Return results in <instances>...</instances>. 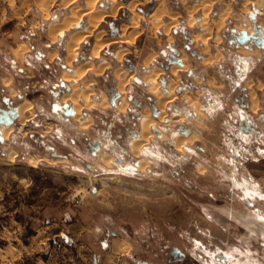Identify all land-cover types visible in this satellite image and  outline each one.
Returning <instances> with one entry per match:
<instances>
[{
  "label": "rangeland",
  "instance_id": "obj_1",
  "mask_svg": "<svg viewBox=\"0 0 264 264\" xmlns=\"http://www.w3.org/2000/svg\"><path fill=\"white\" fill-rule=\"evenodd\" d=\"M80 7L86 0H0V108L4 98L13 108L31 104L27 119L0 142V264H83L82 245L100 256L113 248L104 246L124 240L133 244L125 250L133 264H264V0H97L95 11L110 14L69 64V38L86 29L88 15L56 37L51 29ZM243 32L251 40L241 42ZM197 35L206 41H194ZM100 36L107 42L94 59ZM17 46L27 47L19 62ZM90 61L104 70L64 79ZM156 72L165 96L176 86L159 120L151 112L158 97L150 81L142 82ZM122 79L125 96L118 91ZM74 85L89 95L79 99V120L73 103L61 104ZM124 99L127 107L119 110ZM132 100L158 128H150L151 156L126 155L133 138L125 133L141 130L129 111ZM196 103L203 117L191 110ZM190 133L196 139L178 148L176 139ZM93 141L106 143L100 156L108 155V164L86 150ZM109 146L124 165L109 156ZM141 159L143 169L136 167Z\"/></svg>",
  "mask_w": 264,
  "mask_h": 264
},
{
  "label": "bare ground",
  "instance_id": "obj_2",
  "mask_svg": "<svg viewBox=\"0 0 264 264\" xmlns=\"http://www.w3.org/2000/svg\"><path fill=\"white\" fill-rule=\"evenodd\" d=\"M97 0H86V7L85 8H77V9H74L72 10V14H71V17H68V18H65V20L63 21V23L61 25H57V26H54L51 30V34L53 37H56L58 35L59 32L61 31H67L71 25L77 23L80 18L84 15H88L89 17V22H88V26L86 27L85 30H80V31H77L75 33L72 34V36L69 38V42H68V45H67V49H68V59L67 61L69 62V64H71V61H72V58L74 57V54H75V51L77 49V47L79 46L80 42H82L87 36H90L92 35L93 31L96 29V27L98 26V24L100 23L101 19L104 17V16H107L108 14H115L116 13V10H117V6L116 8H114L113 11H111L110 13H107L106 11H101V10H98V11H95V3H96ZM112 1H117V0H112ZM255 3L257 5H261L262 4V0H255ZM161 6L163 7V3H161ZM160 10V9H159ZM194 8H190L188 10V13H192L194 12ZM210 10V6H208L207 8H205V18H204V27H207L209 28L210 27V24L208 22V12ZM167 11L166 10H160L159 11V14H164L166 13ZM157 13H154L153 14V17H157ZM47 17V16H46ZM191 24L193 23V20H191L190 22ZM159 24H162V22H160ZM158 24V25H159ZM193 25V24H192ZM157 26V25H156ZM203 26V25H202ZM126 29V28H125ZM136 33V32H135ZM125 35V34H124ZM133 35V34H132ZM130 37V35H129ZM99 39L96 41L95 45L93 46V52H92V57L95 59V58H99V55H100V51L101 49L104 47L105 42L104 40H102L101 36L98 37ZM204 39V37L200 36V35H197V36H193V40H197V39ZM107 40V39H106ZM131 40L130 38H127L124 36L123 40L122 41H125L127 43H131ZM204 41H206V39H204ZM208 47V46H206ZM27 50V47H22V46H19L17 48H15L13 50V54L21 59V51L22 50ZM208 50V49H207ZM205 51V49H204ZM243 53H245L244 50H242ZM20 53V54H19ZM247 54V53H245ZM22 60V59H21ZM208 62V61H206ZM211 62V59L210 61ZM148 63V62H147ZM101 66V65H100ZM87 70H93V72L95 73H101L103 70H104V66L102 67H99V68H96L94 69V64L93 62H88L86 65H83V66H80L78 67L76 73L74 75L70 74V73H64L63 77L65 80H71V78L73 77H77L78 79L79 78H82L83 75L85 74V72ZM180 70V67L179 66H174L172 69H171V72L176 75L177 72ZM157 73V72H156ZM154 73L153 75H149L145 78H143V81L144 82H151V91L155 93V95H157L158 97V107L159 109L161 110L160 111V114L159 116L161 117V119H163L164 117V114L166 113V104L168 102H171L173 101V98L176 97V94L173 92L175 90V85H172L170 87V92H169V96H165L161 91H159V82L157 81V76H158V73L156 74ZM7 83L9 82L10 83V80L6 81ZM5 84V83H4ZM128 84L127 80L126 79H122L120 80V83H119V86H118V90L121 94H126L127 92V88H126V85ZM15 92V91H14ZM15 97L16 93L15 94H11ZM18 95V94H17ZM88 92H81V90L78 88L77 85H74L72 86V92L70 93H66L65 95H63L62 97V103L63 104H70V103H73V107H74V111H73V117L77 120H79V117L81 115V109H82V105L79 103V99L82 97L85 98L86 101H88ZM17 97V96H16ZM188 101L192 104L193 103V100H189ZM107 103V101L105 102V104ZM90 103L88 102L87 105H89ZM31 104L28 103V102H24V104L20 105L18 107V115H19V120L21 122H24L27 118L25 116V112L30 108L31 109ZM196 111L195 112H198V115L201 117H203L202 114V111L200 109V105L198 103H196ZM126 106H127V102L126 100L124 99L123 102L119 105V110H125L126 109ZM195 106V104H194ZM257 107V105L255 104V108ZM148 112V111H146ZM147 114V113H146ZM199 117V120H202V118ZM184 117H181V119L183 120ZM180 119V121H181ZM197 119H198V116H197ZM200 122V121H199ZM203 123V122H202ZM83 125V124H82ZM151 125H152V119H147V120H143L142 121V129H143V133H142V136L141 138L139 139H136L134 142H133V149H134V152L135 153H139L140 150H141V147L144 146L145 144H147V142L149 141V137H150V134H151V131H150V128H151ZM84 128L87 127V124H84ZM13 132V126L12 125H3L1 128H0V134L2 135V137L4 138V140ZM185 135V134H184ZM184 135H181L180 137H178L176 139V145L178 148H182L184 145H187L186 142H190L192 143L195 139H196V135L195 134H192L190 136H184ZM186 143V144H185ZM183 149V148H182ZM15 155V153H10V156L13 157ZM107 157V156H106ZM104 158V161L106 164H108L107 162V158ZM31 164L32 161H31ZM139 168L140 169H143L145 167V164L143 162H140L138 164Z\"/></svg>",
  "mask_w": 264,
  "mask_h": 264
},
{
  "label": "flooded vegetation",
  "instance_id": "obj_3",
  "mask_svg": "<svg viewBox=\"0 0 264 264\" xmlns=\"http://www.w3.org/2000/svg\"><path fill=\"white\" fill-rule=\"evenodd\" d=\"M142 82H144L143 80H142ZM144 83H146V82H144ZM161 88H162V90H165V87H162L161 86ZM69 92V91H68ZM11 97V96H10ZM153 99V97H151L150 96V98H149V100H152ZM61 100V99H60ZM3 105H4V108H0V113H3V112H10V111H12V110H16L17 111V117L13 120V122H12V126L15 128V125L17 124V122H20L19 121V113H18V107H14L13 108V106L11 105L12 104V101L10 100V99H8V98H4L3 99ZM132 102H133V105L132 106H129V111H130V113L132 114V118H133V120H135V121H137V119H139V121L141 122V130H139L137 133L135 132H132V131H130V130H127V132L125 133L126 135H129V136H131L133 139L131 140V142H130V144H131V146H130V148H129V150L127 149V153H126V155L127 156H135V155H137V156H151V155H153L154 154V152L153 151H150V150H152V149H150L151 147L148 145V144H146L144 147H143V150H142V152H140L139 154H136V153H134V149H133V142L136 140V139H139V138H141V136H142V120L144 119V117L146 116V115H141V117H140V114H138L136 111H135V109H134V106H136V107H138L139 109L140 108H142L143 107V104L142 103H140V102H137V101H135V100H132ZM62 104V103H61ZM151 105H152V108L154 109L155 108V104H153V102H151ZM159 108V107H158ZM53 109H54V111H56V112H59V107L57 106V105H54V107H53ZM176 109V108H175ZM191 109V108H190ZM192 111H194L195 112V110L194 109H191ZM72 112H73V110H72ZM175 112H179V108H177L176 110H175ZM159 114H160V112H159ZM159 114H158V117L156 118V117H153V118H155V119H158L159 120ZM186 116L189 118V119H191V118H197V117H195V113H193V112H187L186 113ZM85 122V120L84 121H82L81 122V124L79 125V126H82V124ZM21 123V122H20ZM248 123V122H247ZM1 125H5V124H3V123H0ZM26 123H24V124H22V126L23 125H25ZM31 124H38V122H32ZM114 124H109V127H110V129H109V132L107 133V137H112V133H113V130H112V128L114 127L113 126ZM157 129L158 128H156L155 127V124L151 127V130L152 131H155V132H157ZM20 131L22 130V128H20L19 129ZM13 132H14V130H13ZM56 134H57V136L58 137H63V134H61V133H57L56 132ZM191 134H193V133H190V135ZM184 135V134H183ZM187 135H189V134H187ZM104 136H105V133H104ZM35 136H33L32 135V138H34ZM62 139V138H61ZM117 140H114V139H112V143L113 144H117ZM3 143H5V142H3ZM40 143H41V146H44V147H46V149H47V151H48V153L50 154V156L52 155V156H54V155H57V154H55V148L54 147H51V146H48V145H46V142L45 141H41L40 140ZM104 147H106V143L104 142V143H102V142H99V141H93V142H89V144L87 145V148H86V150L88 151V152H90L91 154H94V155H96L97 154V156H95L96 157V159L99 161H101V162H103L104 164H106L105 162H104V158L106 157V156H108V155H101L100 156V154H102L103 152H105V149H104ZM191 147V146H190ZM119 148H122L123 149V147L122 146H120ZM188 148V147H187ZM108 150H109V152H111V154H112V152H114V150L111 148V146H109L108 147ZM0 153L2 154V155H5L2 151H0ZM135 155H134V154ZM108 154V153H107ZM109 155V156H113L114 158L116 157L117 158V160H116V162L119 164V165H124V161L121 159V154H119V153H117L116 154V156H114L113 154L112 155ZM93 155V156H94ZM58 156H68V155H58ZM161 156V155H160ZM69 158V157H68ZM145 159H141L140 161H137L136 160V167L138 168V164L140 163V162H142V161H144ZM81 161H83V159H81ZM87 167L88 168H91V167H93L92 165H90V164H87ZM96 167V166H95ZM140 169V168H139ZM94 170V169H93Z\"/></svg>",
  "mask_w": 264,
  "mask_h": 264
},
{
  "label": "crops",
  "instance_id": "obj_4",
  "mask_svg": "<svg viewBox=\"0 0 264 264\" xmlns=\"http://www.w3.org/2000/svg\"><path fill=\"white\" fill-rule=\"evenodd\" d=\"M17 47H19V46H17ZM17 47H14L13 48V50L15 49V48H17ZM13 50H12V54H13ZM14 55V54H13ZM15 56V55H14ZM24 58H27V56H23L22 57V60L24 59ZM14 60L15 61H17V62H19V60H21V59H19V58H17L16 56H15V58H14ZM27 61V60H26ZM163 85H164V83H162ZM119 91V90H118ZM120 93V92H119ZM119 93L117 94V97L119 96ZM120 97V96H119ZM118 97V98H119ZM118 98H116V99H118ZM121 98V97H120ZM9 99V98H8ZM157 102V105H155V108L153 109L152 108V105H151V112L154 114V117H158V114H159V112H160V110H159V108H158V100L156 101ZM156 102H155V104H156ZM62 103V102H61ZM111 103H113V104H115L114 103V101L112 100L111 101ZM63 104V103H62ZM128 104V103H127ZM127 107V106H126ZM143 108V110H145L144 112H146L147 111V109H146V107L145 106H143L142 107ZM118 109H119V107H118ZM144 120V119H143ZM142 120V121H143ZM53 157H55V156H53ZM56 157H58V156H56ZM61 157V156H60ZM66 158H68L67 156H66ZM146 166H147V164H146ZM47 222H49V219H47ZM85 229V228H84ZM86 231H90V230H88V229H85ZM89 235V234H88ZM87 234H85V235H83V234H81V239H86L85 237L86 236H88ZM49 240H50V238H48ZM42 242V240L41 239H39V240H36V244H40ZM83 244H85V243H83ZM129 244H131V245H133L132 243H130V242H125V240L124 241H120V242H117L115 245L114 244H112V243H110V244H107L106 246H104L105 248H107L109 245L111 246V245H113V248L111 249V250H109V251H107V252H105L104 254H101L100 256L98 255V254H95V253H91L90 251V247L89 246H86V245H82L81 246V249L83 250V251H80V250H77V256L78 257H81V261L83 262V264H88L89 263V260H88V258H93L94 257V264H133V261H132V259H131V256L132 255H130V252H129V250L128 251H125L126 250V248H127V245H129ZM74 255V254H73ZM68 261H70L69 259H68ZM48 264V261L47 262H45V264Z\"/></svg>",
  "mask_w": 264,
  "mask_h": 264
},
{
  "label": "water",
  "instance_id": "obj_5",
  "mask_svg": "<svg viewBox=\"0 0 264 264\" xmlns=\"http://www.w3.org/2000/svg\"><path fill=\"white\" fill-rule=\"evenodd\" d=\"M257 32L259 33L258 28H257ZM251 38H252L251 36H249L248 34L243 32L239 40L241 42H246V41L251 40ZM16 117H17V111L16 110H12L10 112L0 113V123H3L5 125H11L13 120ZM0 142H4V138L2 137L1 134H0Z\"/></svg>",
  "mask_w": 264,
  "mask_h": 264
}]
</instances>
